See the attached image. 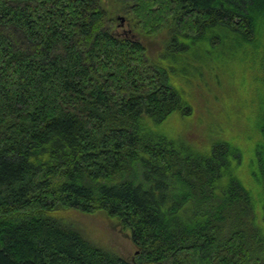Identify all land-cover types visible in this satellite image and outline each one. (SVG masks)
<instances>
[{
	"label": "trees",
	"instance_id": "trees-1",
	"mask_svg": "<svg viewBox=\"0 0 264 264\" xmlns=\"http://www.w3.org/2000/svg\"><path fill=\"white\" fill-rule=\"evenodd\" d=\"M120 3L168 31L158 50L103 0H0V264H264V0ZM237 56L259 98L246 143L204 132ZM70 211L116 220L134 257Z\"/></svg>",
	"mask_w": 264,
	"mask_h": 264
},
{
	"label": "rangeland",
	"instance_id": "rangeland-1",
	"mask_svg": "<svg viewBox=\"0 0 264 264\" xmlns=\"http://www.w3.org/2000/svg\"><path fill=\"white\" fill-rule=\"evenodd\" d=\"M105 7L108 9L113 28L119 35H134L149 47V52H155L165 40L168 31H164L160 35L148 37L135 27V22L131 21L129 15L123 12V4L120 0H103ZM121 18L124 20L122 21ZM230 58V56H227ZM234 61V62H233ZM233 64L223 68L224 87H222L217 95L219 97L216 106L213 102L209 107L215 112L216 121L206 120L204 128L209 126L204 132L217 131L224 132L227 129L233 131L240 143H246L247 136L250 135L255 128V106L258 104L259 98L255 99L249 95L250 89L241 83L244 75L243 67L246 62L242 57H236L231 60ZM202 104V102H201ZM205 115L204 111L198 113V119H202ZM222 135L225 134L221 133ZM65 219L75 226L88 240L97 246L116 253L117 255L132 259L135 255L136 248L132 243L130 233L124 230L121 225L114 219H111L104 213H95L93 215L82 214L77 211L67 212Z\"/></svg>",
	"mask_w": 264,
	"mask_h": 264
},
{
	"label": "water",
	"instance_id": "water-1",
	"mask_svg": "<svg viewBox=\"0 0 264 264\" xmlns=\"http://www.w3.org/2000/svg\"><path fill=\"white\" fill-rule=\"evenodd\" d=\"M121 20L123 21L124 19H123V18H121Z\"/></svg>",
	"mask_w": 264,
	"mask_h": 264
}]
</instances>
